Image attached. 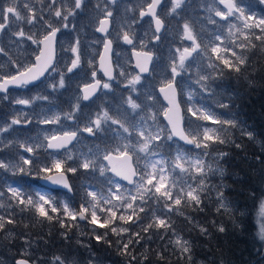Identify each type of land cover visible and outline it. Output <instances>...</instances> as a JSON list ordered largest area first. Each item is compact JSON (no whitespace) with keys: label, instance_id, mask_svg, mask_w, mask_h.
Masks as SVG:
<instances>
[{"label":"rangeland","instance_id":"rangeland-1","mask_svg":"<svg viewBox=\"0 0 264 264\" xmlns=\"http://www.w3.org/2000/svg\"><path fill=\"white\" fill-rule=\"evenodd\" d=\"M92 1L96 2L97 0ZM147 1L148 0H129L125 3V0H122L121 2L125 3V5L120 8V11L125 13L128 8H131V6H137L141 10L147 4ZM220 1L221 0H199V3L201 4L200 6H198V0H194L191 3H183L182 1L181 8L173 12V0H171L162 9L161 15L164 14L169 17L171 21V27L167 25V33L169 39L174 42L171 43L174 47L161 52V58L164 55L165 60L162 62L158 61L153 69V73L146 78H142L140 84L136 86L137 91L132 93V97L137 99L138 103H141L142 110L138 109L135 113L126 103L129 96L127 95L126 100H123L122 97L118 98L116 94L113 98H107L104 96L105 101H110L109 106L104 107L103 102L100 104L101 108H98V104L95 102L91 105L92 111H90L88 115L81 114L77 110L79 107L77 106V101H74L77 99V95H79L77 91H79L80 86H82L81 82L83 80L68 79L65 72L66 68L63 66L67 61L76 58V55L80 56L81 61L85 60V62H88L94 60L98 52V43L93 37L88 38L86 39L85 46H77L79 49L78 54H73L68 45V38L72 31H66L65 24L68 25L72 19L74 22V18L69 19L67 22H63L62 19L55 21L35 17L34 20L43 22L44 29L51 28L53 25H57L61 29V35L58 40V51L61 70L65 79V86L63 88L59 86L62 74L61 70H58V75L55 74L54 71H51L44 80H40L43 81L41 86H35L30 89H21V87H23L21 86L19 89L8 88L6 91L0 92V106L3 107L2 113L0 108V163L11 165L8 168H0V209L5 211L11 203L16 204V197L13 196L9 198L10 193H12L10 191L11 188H16L17 191L19 190L18 186L10 183V180H12L14 176H16V181L22 184L25 188L32 181V174L39 173L37 168L47 164V159L50 158L51 163H53L55 159L62 158L65 163L60 169L54 167L53 169L55 171L60 170L65 173L67 172L66 174H69L74 182L83 184L88 190L94 188L97 192V198L94 201L91 197L88 199L86 198L85 200V203L89 202L86 207L87 210L84 213L88 222L85 221L84 223L77 224L76 218L72 219V217L64 214L65 204L68 206L70 205V210H72L73 207L71 205V201L73 200L70 195L61 198L58 194H53V198L57 200L58 205H60L58 209H61V212L57 210L60 215L54 213L50 215L47 214L52 220H45L44 217L39 215L36 209H34L32 213L38 216L41 221L40 223L54 224L57 226L59 223H55V221H57L59 216L61 219H64V217L69 218V222H67L65 226L66 228H64V230H57L56 236H60L61 238H65L66 236L71 237V245L75 249V252H84V255L79 261L70 264H110L109 261H104L105 255H101V252L96 250L100 245L90 244L91 241L92 243L98 242L96 239V236L98 235V227H105L104 231L107 230L112 233L115 240H119L118 231L121 232L122 238L128 237L129 233H131L132 236H138L140 231L141 241L143 242L149 241L155 236L158 238H170L167 239L170 240L167 242H170L173 245L175 253L180 254L183 259L186 254L191 255L190 248V251L187 253L183 251V247H185L187 243L185 244L186 241L181 240L180 237L177 236L173 224L167 222V214L162 213L161 216H158L155 213L152 215L151 222L153 223V226L150 228L142 222L145 215H148V212H145V198L149 197L151 199L158 195L162 199H167L169 196L172 197V199H175V196L172 194L178 195V192H184L186 197H188L187 192L194 189V185L188 182L187 178L193 177L192 179L196 180L195 176L201 177L205 172L204 169L200 171L197 170L199 167V160L197 158L204 159L202 156L205 154L204 152H201V155L199 152L175 149L178 144L172 140V138L168 139L170 134L160 117L164 112L165 107L157 97L155 88L171 80V66L173 63H176L177 65L179 64V56L183 53L184 48H188L190 51L193 49V43H187L184 35V26L187 24L191 33L192 31H198L195 39L198 40L199 35L202 38L203 44L199 43L201 48L197 52H194V55L189 61H187L188 59L185 60L186 70L178 69L181 71V74L176 80L181 86V93L183 94L185 109L187 110V114L185 115L186 124L190 127L193 140H195V146L196 143H200L201 147H199V150L204 151V145L208 142L204 140L203 136L205 129L209 130V135L213 137L217 132L219 124L204 120L203 117L202 119L193 118L192 110L195 108L194 104L196 101L200 99L202 94L208 95L210 93L203 91L201 85L207 84L213 78H216V80H224L221 76V71L224 69L230 71L233 75L230 80L236 84L239 83L240 80L238 79L240 76L236 75V70L240 61L244 59V52H246V50H251L256 43L264 40V33L261 32L260 28H246L244 26V21L237 19V16H239L240 13L237 12L235 13V17L227 19V11L219 4ZM231 2L238 3L239 7L241 5L248 6L243 10L245 15L252 16V20L248 21L249 24L253 21H258L259 19L264 18V3H261L260 0H231ZM12 3H14V0H3L4 7H7ZM14 4L18 5V0ZM105 4L106 7L109 4V0H106ZM192 4L196 6L194 9H191ZM110 7H112V2L110 3ZM184 9L187 10L186 14H182ZM90 11L94 12V17H86L85 26L92 25L97 18L99 19L100 17V15H98L99 11H101L99 10V7L91 9ZM216 11L224 13V17L217 16L215 14ZM197 12L201 15H198ZM32 18L33 17L29 18V20ZM25 19L26 20H19L13 18L12 23L14 24V27L12 30L9 28L0 30V49L4 50L3 44L12 42L18 44L16 47L12 48L13 51L17 52L12 59H9L8 57L4 58L2 56L3 51H0V82L2 81V78H6L9 74L11 75L26 69L32 62L33 50L31 49L34 48L35 45L33 40H37L43 33L29 27L30 23H28V18L26 17ZM18 25L20 26V32L23 31L25 33L23 36L19 35ZM200 31L202 32L200 33ZM217 36L220 37L219 40L216 39ZM29 37H31V39ZM257 37L261 38L257 39ZM16 39H18V42ZM213 47L217 49L215 53L212 52ZM225 60L228 61L227 65L224 63ZM93 71V68L84 71L85 74L88 73L89 75L87 80L95 79L91 75ZM117 71L119 72V76H122L121 72L126 74V76L121 77L122 79L134 76V74L131 72L129 73V70L125 67L119 68ZM201 75L210 76L211 78L198 83ZM245 83L247 86H250L249 80H245ZM122 84L127 85V80L123 81ZM128 89H130V86H128ZM149 94L153 99L147 98ZM190 96L191 99H189ZM226 96L227 95L224 97ZM44 97H47V99H44ZM19 99H27L30 103L29 105L18 104L16 101ZM223 101L226 102L227 100H221L219 98L216 101V104L222 106L219 102ZM118 108L121 111L127 112L130 117H135V120L144 124L148 131L160 133L161 139L159 141H152L148 145L152 150L151 153L141 152L139 150L140 143L143 141L135 131L129 136V134L123 133L118 125H111L110 121L105 125V128H115L120 135L111 131L100 132L96 134V137L98 138L97 141L92 142L93 140L85 138L83 142L73 146L71 149L68 148L63 150L61 154H50L46 150V141L50 137L62 134L65 131L74 130L73 126L77 123L83 124L85 127L91 120H95L98 115H102L105 111H108L109 115L115 117ZM201 112L204 115L209 111L202 110ZM69 116H72L73 118L69 119ZM57 117L58 119H56ZM141 117L144 119L142 120ZM45 118H47L48 122H44ZM13 119H17L20 122L12 125L11 121ZM9 125H11V127H9ZM92 126L95 127L94 125ZM5 128L8 130L3 131L2 129ZM138 141L140 143H137ZM128 142L136 144V147L129 152L133 155L137 168L145 178L141 181V176H139L137 181H135L132 186H129L130 188H123L119 183L120 187H116L115 184L110 186L108 179H106L108 177L106 175L105 165L101 159L104 155L110 152L118 154L119 152L117 149L120 148L123 150V145ZM22 144L26 147H32L33 152L26 151L25 148L21 147ZM152 144H157L159 147L152 148ZM170 144L173 145L174 149H171ZM163 146L170 147L167 157L162 156V152H159L163 149L166 150V147ZM48 153L49 155H47ZM178 153H183L184 159L177 160ZM21 157L28 159L30 161L29 164H24ZM69 157H71V159H69ZM209 159L206 158L204 162L207 163L209 161L207 166L214 169V157L209 155ZM86 160L94 161L88 169L82 167V164ZM31 161H34L32 165ZM66 167H77L78 170L73 173L71 171H66ZM101 167L105 169L103 175L100 171ZM92 169L99 174L98 178L94 179V177H92L90 173ZM6 173L10 175H6ZM85 176L94 180L97 185L92 188V186L88 184L91 180L85 183L82 180ZM109 178L115 180L111 176H109ZM149 179L152 181L151 184L148 183ZM200 180L201 178L198 179L199 182ZM99 187H104L106 191H101ZM36 188L37 186H34L33 190H28V193L33 191L31 194H26L23 191L22 199H19L17 196L18 201H25L22 207V212L27 208V205H29L27 203L29 197H31L32 200L34 199V205L36 203L43 204L42 201H39V195H45L46 193H44L43 190H36ZM157 188H159V191H157ZM4 189L9 194L6 195L3 191ZM262 189L264 191V182L262 183ZM114 196H118L119 198L113 199ZM45 197L47 198L48 196L45 195ZM129 205H131V207H129ZM258 205L259 202L254 213V234L255 238L260 242L258 243L260 249L257 250L256 254H259V257H264V241L260 239V224L257 217ZM43 206L51 211V207L48 205ZM92 212H96V215L99 214V216H97V221H100L99 217H104V223H101L104 226L89 225L92 220ZM111 212H115L114 217L111 215ZM131 213H136V215L132 216ZM116 215L118 219H115ZM129 216L134 217L135 219L129 221ZM120 217H124V219H121ZM159 219L165 220V226H157V221ZM105 220L113 223L118 222L119 220V222L124 221L127 222V224L121 226H106ZM40 223L31 222L32 225ZM180 224L185 225V227L190 226V228L194 229L190 223H186L185 221H180ZM113 228L116 229L115 232L112 231ZM123 229H127V231H123ZM7 233H9V231H7ZM86 233H88L87 244L79 243L75 239L76 236ZM128 240H131L130 237L127 238V241ZM19 241L22 242V244H19L22 246L19 249L20 252H32L33 246L30 235ZM134 241H136V238ZM123 246L124 245L120 246V249H122ZM46 249L49 250V247ZM46 249L42 251H45ZM218 249V258L223 259L228 264L234 263L235 252L231 247L225 243H221ZM68 252H74V250L70 249ZM30 253L28 256L35 255V253ZM111 255L120 261L122 260L119 253L111 251ZM36 256L37 254L35 257ZM139 257L143 258L142 255ZM209 257L210 258L205 257L206 259H197L196 264H211L209 260L213 259V257ZM56 258L57 257L53 256L48 257V260L53 262L50 264H59ZM141 261L142 260H135L133 263L122 262V264H142Z\"/></svg>","mask_w":264,"mask_h":264},{"label":"trees","instance_id":"trees-1","mask_svg":"<svg viewBox=\"0 0 264 264\" xmlns=\"http://www.w3.org/2000/svg\"><path fill=\"white\" fill-rule=\"evenodd\" d=\"M245 7L248 6L245 5ZM170 23L169 27H171ZM243 61V63L240 62L238 65L237 69L239 71L236 70V75L240 76L238 79L240 80L239 83L236 84L230 80L233 75L230 71L224 69L221 71V76L224 80L209 81L206 87L207 92L210 93L208 95L202 94L200 99L194 104V109L208 110L214 113L215 117L221 121L233 119L236 123V127L228 124L222 126L218 123L217 132L213 135V140L206 142L208 147H204V151L199 150L207 153V155H204L208 159L209 155H212L215 163L214 169L210 167V170H205L201 177L195 176L196 180L192 179L193 177L187 178V181L193 184L194 189L199 193L201 204L196 205L195 202L186 197L184 192H178V195L172 194L175 199L170 196L167 199H162L156 195L151 199L148 197L144 200L145 212H148V215H145L142 222L150 228L153 226L151 222L152 215L155 213L158 216H161L162 213L167 214V222L173 224L177 236L187 242L186 246L191 249V255L186 254L183 259L180 254L175 253L173 245L167 242L170 241L167 240L170 238H158L155 236L151 240L143 242L139 231L138 236H132L129 233L128 237L131 240L127 241L128 237L122 238L121 232L118 231L119 240H115L112 233L107 230L104 231L105 227H98L97 234L103 239L89 243L100 245L96 250L101 252V255H105L104 261H109L111 251L118 250L120 246L127 244V252L124 251V248L121 250L122 260H119L121 264L122 262L133 263L135 260H142V264H196L197 259L210 258L209 256L213 257V259L209 260L211 264H228L223 259L218 258V248L221 243H225L235 252L233 264H264V257H259V254H256L257 250L260 249V245H258L260 242L255 238L254 234V213L259 201H256V206L254 207L251 199L253 192L258 196L263 191L262 183L264 182V40L256 43L251 50H246ZM245 80H249L250 86H247ZM225 95L227 96L224 97ZM219 98L227 101L219 102L222 106H218L216 101ZM181 102L184 115H186L187 110L185 109L183 94H181ZM0 108L2 113L3 107L0 106ZM201 111L197 115H193V118L202 119L203 113ZM184 126L186 130H190L186 122ZM242 131L251 132L253 138L249 139ZM97 139L95 136L90 140L94 142ZM220 140L224 142L221 143ZM236 145H240V147ZM170 147L174 149L172 144H170ZM170 147H166L167 151L163 149L159 152H162V155L167 157ZM189 151H193V149H189ZM220 153H226V155L221 158ZM33 162L31 161V165ZM46 162L48 165L47 169L44 166H39L37 168L39 173L32 174V181L24 188L27 194L33 192L28 193V190H33L34 186H37L36 180L39 177L55 171L50 158ZM90 173L94 179L99 177V174L94 169ZM67 175L72 190L73 201H71V205L73 209L76 211L81 207L86 208L89 204V202L85 203L86 198H89L87 196L89 190L83 184L74 182L69 174ZM106 175L109 178L107 172ZM141 175V173H138V177ZM199 178H201L200 182L198 181ZM82 180L85 183L91 180L88 184L92 188L97 185L94 180L87 176L82 178ZM10 183L20 186L15 176L10 180ZM124 187L129 188L128 186ZM99 188L101 191H106L104 187ZM219 191H223L224 196L231 202L230 211H217L219 208L217 193ZM9 196L11 198L13 194L10 193ZM15 197L16 204L11 203L5 211L0 209V217H3L2 222L4 223V228L0 229V264H13L17 258L36 259L48 264L50 262L48 257L51 256L59 257L63 264H70L80 260L84 252H75L71 245L72 238L56 236L57 230L66 228V223L69 222L68 217L61 219L59 216V219L57 218V221H55V223H59L58 226L54 224L49 226L32 225L31 222L40 221L38 216L32 213L36 209L34 199V203L27 205V208L22 212L23 204L17 200V196ZM18 197L22 199V193ZM177 199L181 201L179 205L175 203ZM54 206L61 212V209H58L60 206L58 201ZM45 211L49 215L53 213L60 215L57 211L52 212L46 208ZM242 212L246 214L241 215ZM131 215L135 216L136 213H131ZM47 217H44L45 220H48ZM9 219L13 223H8ZM115 219H118L117 215ZM134 219L132 217L129 221ZM99 220L89 225H102L104 217H99ZM180 221L190 223L194 229L190 228V226L181 225ZM126 224L127 222H119L118 220V222H112L108 225L121 226ZM220 226L225 227L226 231L221 233L218 230ZM201 228L206 231L201 232ZM28 235H30L32 240V252H20L19 249L22 246L19 244H22V242L19 240ZM87 235L88 233L78 235L75 239L79 243L87 244ZM135 238L136 241H134ZM47 247H49V250L46 249ZM44 249L46 250L42 251ZM70 249L74 250V252H68ZM29 253H35L37 256H28ZM141 255L143 258L139 257Z\"/></svg>","mask_w":264,"mask_h":264},{"label":"snow or ice","instance_id":"snow-or-ice-1","mask_svg":"<svg viewBox=\"0 0 264 264\" xmlns=\"http://www.w3.org/2000/svg\"><path fill=\"white\" fill-rule=\"evenodd\" d=\"M57 2V0H54V3ZM160 0H153L152 4L148 5V9L149 12L145 13V12H141L140 16L141 18H143L145 15L150 14L152 15L154 21H155V32H156V40L159 41L160 40V33L162 30V21L158 18H156V4L159 3ZM221 2H225V0H221ZM261 3H264V0H260ZM86 4V0H74V7L75 9L79 10L81 9L83 6H85ZM181 4H182V0H173V5H172V11L175 12L177 9L181 8ZM226 7L228 8V16H232L235 13H240L239 16H237V19L239 20H243L244 21V26L246 28H254V27H258L261 29V32L264 33V18L259 19L258 21H253L251 24L248 23L249 20H252V16L249 15H245L244 14V10L241 9L238 5V3H232L231 0H227L226 2ZM215 14L217 16H221L222 18L224 17V13L220 12V11H216ZM74 15V12H68V15H64L63 19L65 21L68 20L69 16ZM55 16L56 17H61L62 16V12L61 10L57 9L55 11ZM108 16L111 17L112 16V12H108ZM16 18V19H23L22 15H21V10L19 9V6L12 3L9 4L7 7L3 6V0H0V30H4L8 27H11V22L12 19ZM35 17H33L32 19L28 20V23H33ZM65 27H67V24H65ZM59 31V29L57 28H52L51 32H49V34L47 36L44 37L43 41H40L39 43H45L46 45H52L55 43V39H56V33ZM96 31L99 33H106L108 31V25L105 21L101 20L100 22V26L98 28H96ZM25 33L23 31H21L19 33V35L23 36ZM184 35L186 36L187 39L192 40L193 44L195 45V39L191 33V31H189V26L187 24H185L184 26ZM31 39V37H29ZM261 37H257V39H260ZM217 40L220 39L219 36L216 37ZM123 40L127 43V44H133V40L130 39L129 35L127 33H125L123 35ZM33 43H38L36 40H33ZM104 48L106 51H110L111 50V44L112 41L109 39H105L104 40ZM0 51H3V49H0ZM78 47L77 46H72L71 47V52L73 54H78ZM195 51V47H193V49L190 51L188 48H184L183 53L180 54L179 56V64L177 65L176 63H173L171 66V80H169L164 86L160 87L159 91L161 93H165L166 89L169 91V93H171V96L169 94L165 95V99L169 100V102L171 104H175V92H176V88L178 87V82L176 80V78L181 74V71L179 70H186V66H185V60L187 59L188 56L191 55V52ZM217 51V49L215 47L212 48V52L215 53ZM53 54H54V49H53ZM44 50H41V56H37L36 59L37 61L41 60V57L44 56ZM134 55L138 56V60H137V64L136 67L139 69V73L141 74H149L150 73V63L153 61V55L150 52H143V53H134ZM104 57H101V60L103 61ZM241 63H243L244 61L241 60ZM224 63L227 65L228 61L225 60ZM80 64V56L76 55V58L71 60V66L67 68V72L68 73H72L74 71V69H77L78 66ZM104 65H102L103 67ZM51 68L52 71H56V68L54 65H52V58L51 56L48 57L47 62H46V67L44 69V71H47L48 68ZM179 69V70H178ZM29 72V75H25L24 73H21V75L19 77L13 76L9 79L4 80L3 83H0V92H4L8 89L9 85H14V86H24V85H28L29 83H31L32 81H36L39 76L44 75V71L39 72V74H32L31 70H27ZM237 71H239V69H237ZM105 75L108 77V80L111 81L114 79L113 75L111 74V72L109 71H105ZM122 76H126V74L124 72H121ZM92 76L93 78H95L96 76V72L93 71L92 72ZM210 76H204L201 75L199 78L198 83H200L201 81H205L207 79H210ZM142 80L141 75L137 74L131 77V79L127 80V86H130L131 92L135 93L137 91L136 86L138 84H140ZM59 86L61 88H63L65 86V79L63 74L61 75V79L59 82ZM101 87V82L99 80H95L94 84H86L84 89L82 91H84V95H83V100L84 101H88L91 96L93 95V93L96 92L97 88ZM202 90L207 92V87L206 84H202L201 85ZM102 88L103 89H107L110 90L111 89V85L108 82H105L102 84ZM148 99H153V97L149 94L147 96ZM44 99H47V97H44ZM189 99H191V96L189 97ZM18 104L21 105H29L30 101L27 99H19L16 101ZM128 107L135 113L138 109L142 110V105L141 103L137 102V99H134L132 97V95H129L127 101H126ZM77 106H79V98H77ZM193 115H197L198 112H200V109H193ZM69 119H72V116L68 117ZM58 119V117L56 118ZM141 119L143 120L144 118L141 117ZM203 119L204 120H208V121H212L213 123H219L222 126L224 124H228L231 125L232 127H236V123L235 120H227V121H221L219 120L217 117H215L214 113L211 112H207L206 114L203 115ZM111 122V125H118L119 129H122L123 133L129 134V136L131 135V133L133 131H135L137 133V135L142 139V143H140L139 141L137 143H140V147L139 150L141 152H148L151 153V149L148 147L149 143H151L152 141H159L161 139L160 133H153L148 131V129L144 126V124L140 123V121H136L135 117H130L128 115L127 112L121 111L119 108L116 111V116H112L109 115L108 111L103 112L102 115H98L97 118L95 120H91L89 124H87L84 128L83 131L89 133L90 135H96L97 133L100 132H107V131H111L116 133L117 135H120V133L117 132V130L115 128H105V125H107L108 122ZM20 121H18L17 119H13L11 121L12 125L18 124ZM30 122V121H29ZM44 122H48L47 118H45ZM54 122V121H53ZM92 125H94L95 127H93ZM9 127H11V125H9ZM3 131H7L8 129H2ZM244 135H246L249 139L253 138V134L251 132H247V131H242ZM65 141H69L72 139H76L78 132L77 131H65L63 133ZM204 140L205 141H211L213 140V137L211 135H209V130L205 129L204 133ZM53 140L56 139L55 136L52 137ZM168 139H171V136L168 137ZM181 139L186 140L188 143H192L193 140H189L187 136H181ZM221 143H223V140H220ZM237 147H240V145H236ZM21 147L25 148L26 151L28 152H33V148L32 147H26L25 145H21ZM48 148L51 149H55V148H60L63 147V144L61 143H52L49 142L47 145ZM136 147V144H133L131 142L125 143L123 145V150H121L120 148L117 149V151L119 152L120 155H123L125 158V161L129 163V167H131V160H132V156L129 154V151L131 149H134ZM159 147V145L157 144H152V148H157ZM196 147L199 148L201 147L200 143H196ZM204 147H208L207 144L204 145ZM99 151V149H98ZM205 155H207V153H205ZM224 155H226V153H220V157L222 158ZM111 154L109 153L108 155L104 156V159H110ZM21 159L23 160L24 164H29V160L28 159H24L23 157H21ZM69 159H71V157H69ZM184 159V155L183 153H178L177 155V160H182ZM65 162L62 160V158H57L53 161L52 166L55 167L56 169H60L62 167V165ZM94 161L91 160H86L83 164L82 167L84 169H88L90 167L91 164H93ZM199 167H198V171L204 169V170H210L209 166L203 164V162L198 161ZM11 165L8 164H4V163H0V168H8ZM44 168L47 169L48 165L45 164ZM66 171H71L73 173L77 172V167H66L65 168ZM101 174L103 175L105 169L103 167H101L100 169ZM117 176H120L121 173L120 172H116ZM136 175V170H132L130 171L128 174L123 175V179L127 180L130 184L134 183L132 177ZM144 176L141 175L140 179L141 181L144 180ZM49 180L52 181L53 184H57V185H62L64 188L71 190L70 185L68 184V182L66 180H64V178L61 176L55 180L52 179V177H48ZM108 179V183L109 185H113L115 184L116 187H120L118 182H116L115 180H112L110 178H106ZM148 183L151 184L152 181L151 179L148 180ZM111 190V189H110ZM10 191L12 192L13 196H19L21 195L20 192L17 191L16 188H11ZM157 191H159V188H157ZM87 196L91 197L93 200H95L97 198V192L95 191V189L93 188L92 190H89L87 192ZM187 196L188 198L195 202L196 205L201 204V197L199 195V193L197 192L196 189H191L187 192ZM104 198V197H102ZM119 198L118 196H114L113 199ZM135 198V197H133ZM107 199V198H104ZM217 199L219 201V208L217 209V211H230V206H231V202L227 200V198L224 196L223 191H219L217 193ZM251 199L253 200V206H256V201H259V205H258V213H257V217H258V221L260 224L259 227V234H260V239L262 241H264V191H261L259 193V195L257 196L255 194V192H253V195L251 197ZM39 201H42L43 204L40 203H36L35 204V208L37 210V212L39 213V215L41 217H47V213L45 211V208L43 205H48L49 207H51V211L52 212H56L57 208L55 206L52 205L51 202V198H46L45 195H39ZM21 204H24L25 201L24 200H20ZM28 204H33V200L31 199V197L28 198L27 200ZM175 203L177 205H179L181 203V201L179 199H177L175 201ZM129 207H131V205H129ZM87 209L85 207H81L79 209L78 212H74L72 210H70L69 206L67 204L64 205V214L67 216L72 217V219H75L77 216H79V219L84 220L86 219V216L84 215L85 211ZM111 211V210H109ZM246 214L245 212H242L241 215ZM92 220L91 223H96L97 221V215L96 212H92ZM111 215L114 217L115 216V212H111ZM48 219H51V217H47ZM121 219H124V217H120ZM129 220L132 219L131 216L128 217ZM3 221V217H0V229L4 228V223ZM8 223H13L12 220H8ZM108 220H105V225L108 223ZM104 226V225H102ZM157 226H165V220L164 219H159L157 221ZM221 233L225 232L226 229L223 226H220L218 229ZM113 232L116 231L115 228L112 229ZM123 231H127V229H123ZM206 230L204 228H201V232H205ZM96 239L99 241L101 239H103V237L97 235ZM187 242H185L186 244ZM124 251L127 252L128 249V245L125 244L123 246ZM183 251L184 252H189L190 249L189 247L185 246L183 247ZM57 261L59 262V264H63V261L60 260L59 257L56 258ZM17 264H28L27 260L21 259L19 261H17Z\"/></svg>","mask_w":264,"mask_h":264},{"label":"flooded vegetation","instance_id":"flooded-vegetation-1","mask_svg":"<svg viewBox=\"0 0 264 264\" xmlns=\"http://www.w3.org/2000/svg\"><path fill=\"white\" fill-rule=\"evenodd\" d=\"M17 0H14V3ZM105 1L106 0H97L96 2H93L92 0H86L85 6H83L81 9L77 10L74 7V0H57V2L54 3V0H18V6L21 10V15L23 19L19 20H26L27 17L28 20L31 17H37L44 20H55L58 21L59 19H62L63 22H67L69 19L74 18L75 26L73 19L70 23H68L66 27V31L70 32L69 38H68V45L69 48L72 46H79L83 47L85 46L86 39L93 37L95 41L98 43L97 46V54L94 60L85 62L80 60V64L77 69H74L72 73L67 72V68L71 66V61H67L65 65L63 66L66 68L65 72L67 74V78L71 80H83L82 86H85L86 84H89L92 80H87L88 73H84L85 70L93 68L96 72L95 79L93 80H99L103 83L105 79L101 76L98 70V59L100 57L101 51L104 47V40L109 39L112 41L111 44V63L114 68V79L112 82H108L111 85V89H103L101 84V91L98 96L107 97L109 98L111 95H113L116 91L117 97H122L123 100H126L127 95H132L131 89H128V86L126 84H122L123 81L131 79V78H125L122 79V76L118 75V69L125 67L127 70H129V73H133L134 75H137V72L134 70L133 67V60H132V52H150L153 55V66L157 64L158 61L165 60V56L163 55L161 58V52L169 50L173 48L174 46L171 45V43H174L172 40L169 39V35L167 33V25H169L170 18L165 16L164 14L161 15L162 9L167 5V3L171 0H163L161 5L158 7L156 12V18L160 19L162 21V31L159 34L160 40H156V33L154 31L153 22L148 17L141 18L140 13L143 11L145 12L148 5L151 3V0L147 1V4L140 10L137 6H131V8L127 9L125 13H122L120 11V8L125 5V3L129 0H125V3H122V0H109V4L105 7ZM183 2L188 0H182ZM227 1V0H225ZM112 2V7H110V3ZM221 2V1H220ZM97 5V6H96ZM96 7H99V13L100 15L99 19L92 24V25H86V17H94V12H91V9H95ZM59 9L62 12L61 17L55 16V11ZM74 12V15L69 16L68 20L65 21L63 19L64 15H68V12ZM112 12V16H108V12ZM101 20H108L109 21V30L105 35H100L97 33L96 28L99 27ZM14 24L11 22V27H8L9 29H13ZM18 31L20 33V26L18 25ZM31 28H34L38 32L43 33L41 37H39L36 41L38 43H35L33 50V59L32 62L29 64H33L34 58L38 55L39 49H40V41L41 39L46 36L49 32H51L52 28H57L59 31L56 33V39H55V60H54V66L56 68V71H54L55 74H59L58 70H61V63H60V56L58 51V40L61 35V29L57 25H53L51 28L44 29L43 28V22L39 20H34L33 23L30 24ZM127 33L130 37V39L133 40V44H127L123 40V35ZM193 37L195 39L196 33L193 34ZM187 43H193L192 40H189L186 38ZM18 42V39H16ZM202 42V38L198 36V40L195 39V45L193 44V47H195L197 50L199 48V43ZM17 43H8L3 44V57H8L9 59H12L15 57L17 52L13 51L12 48L16 47ZM165 53V52H164ZM151 64V67H152ZM153 68V67H152ZM151 70V68H150ZM50 69L46 76L51 72ZM19 72V71H18ZM17 73V72H16ZM62 74V70H61ZM152 74V70L150 75ZM15 75L9 74L6 78L9 79V77ZM92 75V74H91ZM149 75V76H150ZM45 76V77H46ZM44 77V78H45ZM44 78L42 80H44ZM144 78V77H142ZM3 79V78H2ZM5 80V79H3ZM43 81L39 82L38 84H35L30 87L23 86V88H34L35 86H41V83ZM80 83V84H81ZM81 87V86H80ZM79 94V92L77 91ZM79 98V107L77 110L83 114L88 115L91 109V105L96 102V99H93L89 103H83L81 101L80 94L77 95ZM117 98V100H118ZM77 99L74 101L76 102ZM81 140V139H80ZM41 222V221H40ZM38 222V223H40ZM38 225L42 226H49L51 224L47 223H40ZM122 249L113 250L114 253L121 254ZM110 264H121L117 258H114L111 255V258L109 259ZM33 264H39L37 261H33Z\"/></svg>","mask_w":264,"mask_h":264},{"label":"water","instance_id":"water-1","mask_svg":"<svg viewBox=\"0 0 264 264\" xmlns=\"http://www.w3.org/2000/svg\"><path fill=\"white\" fill-rule=\"evenodd\" d=\"M162 1L163 0H160V2L156 4V10L155 11H157V9L160 6V4L162 3ZM152 3H153V0H151L150 4H152ZM224 6L226 7V3H224ZM227 10H228V8H227ZM148 12H149V9L147 7L146 10H145V13H148ZM145 16H148V17H150L153 20L154 29H155V21H154L152 15L147 14ZM103 21H105L107 23L108 30H109V21L108 20H103ZM99 26H100V24H99ZM97 33L102 35V36L106 34V33H99V32H97ZM43 40H44V38L41 39V41H43ZM53 49H54V54H53ZM41 50H44L45 55L41 57L40 61H37L36 57L37 56H41ZM134 53H139V52H133L132 53V59H133V63H134V68L139 72V69L136 67L138 56L134 55ZM37 56L34 58L32 65H30L25 71L18 72L15 76L19 77L21 75V73H24L25 75H29V72L27 71L29 69L31 70L32 74H39V72L44 71V69L46 67V62H47V59H48L49 56H51V58H52V65H53L54 64V60H55V43L52 44V45H46L45 43H40V49H39V52H38ZM102 56L104 57L103 61L101 60ZM102 65H104V66L102 67ZM149 67H150V65H149ZM50 69L51 68L49 67L47 71H44V75L39 76V78L36 81H32L27 86L36 84L37 82L42 80L44 78V76L46 75V73ZM98 71L101 74H103L106 77V79H108V77L105 75V71H109L113 75V68H112V63H111V50L110 51H106L104 47H103V49L101 51V54H100V57L98 59ZM141 75H147V74H141ZM3 82H4V80H3ZM3 82H1V83H3ZM94 83H95V81L92 82V83H89V84H94ZM19 87L20 86L9 85L8 88H19ZM84 87L85 86L80 88L82 97L84 95V91H82L84 89ZM160 87H162V86H160ZM160 87L157 88V93H158L159 98L163 102V104L166 106L165 112H164V114L161 117L162 121L167 126V128H168V130H169V132H170V134H171V136H172V138L174 140H176L177 142H179L180 144H182L184 146H187V147L192 146V143H188L186 140L181 139V136H187L188 139L191 140L189 138V136L186 134V132L184 131L183 112H182V108H181L180 103H179V95H178L177 89H176V92H175V104H171L169 102V100L165 99V95L169 94L171 96V93H169V91L167 89H166L165 93H161L159 91ZM99 88H97L96 92L93 93V95L91 96V98L89 100H91L94 96H96V94L98 93ZM82 100H83V98H82ZM81 132L85 136L93 138V135H90L89 133L83 131V129H82ZM55 137H56L55 140H53L52 137L49 138L46 141V144L48 145L49 142L61 143V144H63V147L55 148V149H51V148L46 147V150L50 154H60L63 150H66L68 148L71 149L73 146L76 145L77 138L69 140V141H65L63 133L62 134H58ZM103 161H104V163L106 164V166L108 168V174L109 175H111L112 177H114L115 179H117L118 181H120L123 184L131 185L127 180L123 179L122 177H123V175L128 174L130 171L134 170L133 165H132V160L130 162L131 167H129V163L125 161V158H124L123 155L117 156V155L111 154L110 159H104L103 158ZM116 172H120L121 175L117 176ZM61 176L64 178V180H66L68 182L67 175L64 172H57V173L52 174V175H50L48 177H52V179L55 180V179H57V178H59ZM48 177L47 178L44 177V178L39 179V181H38L39 184L41 186L47 188V189H50V190L51 189L52 190H61L63 192H66L69 195L72 194L71 190L64 188L62 185L53 184L52 181L48 179ZM133 178H134V176L132 177V179ZM77 217H78V220L80 222H84L83 220L79 219V216H77ZM21 259H24V258L16 259L14 264H17V261H19ZM24 260H27V259H24ZM27 261H28V264H33L31 261H29V260H27Z\"/></svg>","mask_w":264,"mask_h":264},{"label":"bare ground","instance_id":"bare-ground-1","mask_svg":"<svg viewBox=\"0 0 264 264\" xmlns=\"http://www.w3.org/2000/svg\"><path fill=\"white\" fill-rule=\"evenodd\" d=\"M18 259V258H17ZM24 259H26V258H24ZM16 260V259H15ZM15 260H14V262H15ZM28 260V259H27ZM14 262H13V264H14Z\"/></svg>","mask_w":264,"mask_h":264}]
</instances>
